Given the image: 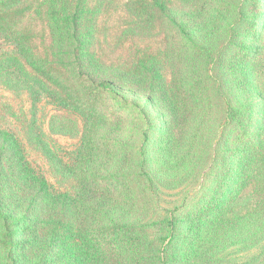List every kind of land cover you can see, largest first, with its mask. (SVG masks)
<instances>
[{"label": "trees", "instance_id": "obj_1", "mask_svg": "<svg viewBox=\"0 0 264 264\" xmlns=\"http://www.w3.org/2000/svg\"><path fill=\"white\" fill-rule=\"evenodd\" d=\"M22 2L0 0V37L15 48L0 54L5 83L32 93L40 89L61 109L87 117L90 129L83 138L88 145L81 160L90 174L72 171L74 194L55 192L30 164L22 140L0 130V264H160L157 243L132 222L141 206L135 180L127 175L136 153L128 147L131 130L121 112L106 113L108 104L101 95L118 84L164 108L165 117L153 119L152 107L146 106L138 127L141 149L154 153L166 177L184 176L205 144L215 113L199 64L206 50L232 41L236 29L247 45L228 53L229 71L246 94V105L257 112L247 114L245 128L234 135L233 149L225 155L228 166L218 171L198 204L183 219L171 217L150 227L171 237L168 245L179 252L177 264H213L225 251L264 233V89L258 84L264 75V16L245 28L237 26L238 0H39L21 8ZM255 8L264 9V0L256 1ZM82 12H88L87 21H82ZM124 16L133 18V31L126 36L136 41L167 23L173 41L171 50L167 48L175 71L172 83H165L155 60L131 64L117 59L123 71L108 70L111 61L104 62L100 40L112 35L115 28L108 25ZM42 19L52 46L40 45L37 53L35 41L46 37L33 29ZM69 57L68 63L62 60ZM15 72L22 77L14 82L10 75ZM244 116L243 108L230 109L233 122L241 124ZM60 119L73 125L65 133L76 129V121L59 115L52 118V129ZM100 127L107 139L103 144ZM152 135L156 141L150 145ZM97 161L104 171L94 172L91 165ZM245 200L248 209L236 215Z\"/></svg>", "mask_w": 264, "mask_h": 264}, {"label": "rangeland", "instance_id": "obj_2", "mask_svg": "<svg viewBox=\"0 0 264 264\" xmlns=\"http://www.w3.org/2000/svg\"><path fill=\"white\" fill-rule=\"evenodd\" d=\"M256 1L258 0H238L241 7L235 19V21L240 20L237 26L244 24L243 28H245L251 20L257 22L262 19L264 9L257 12L255 8ZM38 3L39 0H23L21 8L26 7L27 4H29V7L36 6ZM40 13L44 16V12ZM82 13V21H87L89 16L85 15L88 12ZM256 13H258L257 16H255ZM43 21L45 20L42 19L37 22L33 29L35 32H44L46 37L44 42L38 39L35 41L37 53L42 51L40 45L48 46V48L52 46V40L49 37V26ZM132 21L133 18L129 19L125 16L123 19L113 21L108 27L109 29L115 28V32L108 35L107 39L100 40L104 50L101 53L105 54V58H107L104 62L111 61V64H107L108 70L113 74L123 71L118 66L119 60L117 59H120L122 63L128 62L131 64H136L141 60L148 63L155 60L166 81L165 83H172L175 71L171 66L170 54H167V52L168 49L171 50L173 41L169 36L167 23H159L155 30L141 35V39L136 41L131 39L129 35L126 36V34L133 31ZM24 23L32 29L33 25L28 24L27 21ZM128 27L130 29L125 33ZM240 32L236 29L233 40L228 44L224 45V42H222L216 49L206 50V57L199 64L204 72L206 84L209 86V95L215 113L212 124L208 128L205 144L191 171H188L189 173L184 176L175 179L166 177L160 171L154 153L145 152L141 149L143 144L142 129L138 130V127L145 119L146 106L152 107L153 119L161 116L165 117L166 113L164 112L166 110L159 104H157L159 106H153L151 98L146 94L138 93L134 89L122 87L118 84L113 85L114 91L102 92L101 96L108 104L106 113L121 112L123 114L121 115L122 118L127 121L126 127L131 130L130 134L129 131L127 132L129 134L127 141H130L128 147H132L136 153L134 166L127 172V175L135 180L134 188L138 191L141 206L139 215L132 222L139 225L141 229L144 227V231L150 237V240L157 243L159 254L161 253L162 262L160 261V264H177L179 252L175 250L176 246L172 243L168 245L171 237L167 238V234L158 233L157 227H150L151 224L170 220L171 217L179 220L183 219L187 212L198 204L204 189L212 184L218 171L228 166L229 162L225 155H228L233 149L232 139L234 135L245 128L247 114L251 111L257 112V109L252 110L249 105H246V94L238 90L236 80L228 67V53L234 48L237 49L238 46L247 45L246 42H241ZM96 45H98L97 42ZM133 46L139 48V50L136 51ZM13 49H15L14 46L6 38L0 37V54L10 52ZM62 60L68 63L71 57ZM59 71L60 75L68 78L64 69ZM27 73H30V71H27ZM20 76L15 72L10 75V78L15 82V80L19 81L18 77ZM4 77H6V73L0 70V130L13 132L22 140L30 164L48 180L53 191L61 194H74L76 183L72 179L75 176L72 171L80 168V171L86 172L87 169V166L81 160V155L86 154L88 141L83 137L90 129L88 127L90 122H88V125L85 124L88 119L83 114L78 116L72 110L68 112L61 109L40 89H36L32 93L28 89L21 91L16 88H8ZM258 80L260 89H264V75ZM231 108L244 109L245 116L241 124L230 120L229 112ZM134 114L135 118L133 119ZM55 115L76 121V129L72 133H65L66 129L72 128L73 125L69 124L70 121L66 122L63 119L54 120L56 123L52 129V118ZM130 116L133 117L129 118ZM155 125L156 122H153L152 131L156 130ZM99 130L100 136H98V139L103 144L107 140L106 135H102L104 128L100 127ZM241 139L238 140L237 144L241 143ZM155 141L156 137L152 135L149 144H154ZM100 165V161L91 165L94 172L104 171L103 168H100ZM86 174L89 175L90 173L86 172ZM245 201L246 203L244 201L241 203V208L236 212V215H243L248 209V201ZM167 246L169 247L167 248ZM165 253L168 254L167 258ZM263 263L264 233L259 235L256 240H249L225 251L216 258L213 264Z\"/></svg>", "mask_w": 264, "mask_h": 264}]
</instances>
